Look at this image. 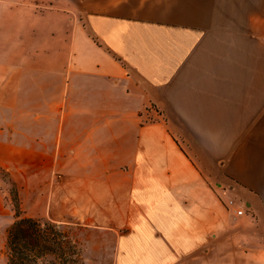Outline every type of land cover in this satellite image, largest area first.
<instances>
[{
  "label": "crops",
  "instance_id": "0c3cea01",
  "mask_svg": "<svg viewBox=\"0 0 264 264\" xmlns=\"http://www.w3.org/2000/svg\"><path fill=\"white\" fill-rule=\"evenodd\" d=\"M0 165L85 264H264V0H0Z\"/></svg>",
  "mask_w": 264,
  "mask_h": 264
},
{
  "label": "trees",
  "instance_id": "16d2710c",
  "mask_svg": "<svg viewBox=\"0 0 264 264\" xmlns=\"http://www.w3.org/2000/svg\"><path fill=\"white\" fill-rule=\"evenodd\" d=\"M10 189L7 202L14 210L15 221L7 230L8 264H85L80 244L51 221L26 217L19 190L7 172Z\"/></svg>",
  "mask_w": 264,
  "mask_h": 264
},
{
  "label": "rangeland",
  "instance_id": "374dc122",
  "mask_svg": "<svg viewBox=\"0 0 264 264\" xmlns=\"http://www.w3.org/2000/svg\"><path fill=\"white\" fill-rule=\"evenodd\" d=\"M8 181L9 179L7 177V170L0 165V190H2L5 194H7L8 190L10 189V184ZM7 204L12 212L10 216L5 215L2 220H0V264H8L5 248L7 230L16 219L12 206L10 205V203ZM61 229L69 234V236L72 235V233L75 234L77 232L76 230L70 229L67 226H61Z\"/></svg>",
  "mask_w": 264,
  "mask_h": 264
},
{
  "label": "built area",
  "instance_id": "2783aa9c",
  "mask_svg": "<svg viewBox=\"0 0 264 264\" xmlns=\"http://www.w3.org/2000/svg\"><path fill=\"white\" fill-rule=\"evenodd\" d=\"M243 211H244L243 209H239V210H238V213L241 214V213H243Z\"/></svg>",
  "mask_w": 264,
  "mask_h": 264
}]
</instances>
